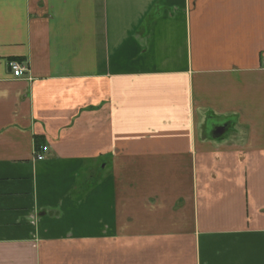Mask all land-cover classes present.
<instances>
[{
    "label": "crops",
    "instance_id": "obj_1",
    "mask_svg": "<svg viewBox=\"0 0 264 264\" xmlns=\"http://www.w3.org/2000/svg\"><path fill=\"white\" fill-rule=\"evenodd\" d=\"M0 264H264V0H0Z\"/></svg>",
    "mask_w": 264,
    "mask_h": 264
},
{
    "label": "built area",
    "instance_id": "obj_2",
    "mask_svg": "<svg viewBox=\"0 0 264 264\" xmlns=\"http://www.w3.org/2000/svg\"><path fill=\"white\" fill-rule=\"evenodd\" d=\"M7 67L15 79L25 78L28 74L26 67L16 61H10Z\"/></svg>",
    "mask_w": 264,
    "mask_h": 264
},
{
    "label": "water",
    "instance_id": "obj_3",
    "mask_svg": "<svg viewBox=\"0 0 264 264\" xmlns=\"http://www.w3.org/2000/svg\"><path fill=\"white\" fill-rule=\"evenodd\" d=\"M222 131H223V130H218L216 136L221 135Z\"/></svg>",
    "mask_w": 264,
    "mask_h": 264
}]
</instances>
